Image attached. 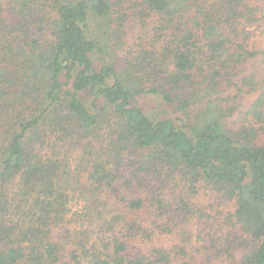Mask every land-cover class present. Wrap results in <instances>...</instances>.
I'll use <instances>...</instances> for the list:
<instances>
[{
  "label": "trees",
  "instance_id": "1",
  "mask_svg": "<svg viewBox=\"0 0 264 264\" xmlns=\"http://www.w3.org/2000/svg\"><path fill=\"white\" fill-rule=\"evenodd\" d=\"M195 1L0 0V264H264V46L197 14L125 45Z\"/></svg>",
  "mask_w": 264,
  "mask_h": 264
},
{
  "label": "rangeland",
  "instance_id": "2",
  "mask_svg": "<svg viewBox=\"0 0 264 264\" xmlns=\"http://www.w3.org/2000/svg\"><path fill=\"white\" fill-rule=\"evenodd\" d=\"M202 1L204 3V7H205L204 8V14H202V12L196 11V6L198 3V0H197L194 2V5L192 6L191 10L185 12V15L183 17H180L179 15L176 16L177 18L175 17V19H174L175 26L170 25L169 28H167V29H164L162 26H160L162 30L154 29L153 26L155 24H154V21H152V20L148 21L144 25V27H141L140 25H136V27L134 28L132 25L129 24V27H128L129 30H127V32H125V35H124L125 45L127 47L129 45V46L133 47L134 49L139 48L140 50H142V48H151L152 44L150 42L153 41L154 39L159 40V43L156 42L157 46L163 47L165 45L171 44L172 40L178 39L176 33H179V31L177 30L176 33L174 31L177 29L178 24L180 25V23H185L186 21H191V19H194L195 15L197 14L198 17L201 19L202 23H207L208 20L211 23L217 22V21H220L221 23H225L226 21H229L230 17H232L233 20L230 19V22L237 21L239 25H241L242 27H244L246 29V31H249V32L244 33L241 30H239L238 32H235L233 30L234 32H231V27H230L228 29V32L230 33V36L232 37L233 40L243 41L246 37L249 36L248 37V42H249L248 45L250 48H252L251 46L253 45V43H256L257 46H264V0H241V1H239L240 4L242 5V7H241L242 11L240 12V15H238V14L233 15L229 11L228 8H223L220 10L215 9V8H217L214 6L215 0H202ZM160 23L162 24V21ZM232 29H233V27H232ZM203 30H204V27H203ZM172 32H173V34H172ZM139 37H141V38L138 39V42H137L136 40ZM83 96L88 97L86 94H83ZM144 99H146V98L144 97ZM146 100H148V99H146ZM11 101H12L11 97H2V99L0 100V140H1L2 134L5 133L4 130L6 128H8L10 123H11L10 121H11L12 115H13L12 114V111H13L12 108H9L10 107L9 104L11 103ZM150 104L153 108L155 107L159 110L166 111L167 114L173 115V113L170 109H168L164 105L160 106L159 102L156 103L154 99L150 100ZM146 106H149V103H147ZM50 134H51L50 136L52 137V140H58L56 133L50 131ZM51 142L52 141H50V143ZM51 144H53V143H51ZM52 150H51V153H52ZM122 191H124L126 194L128 193L125 189H122ZM4 192L10 198H12L11 195L13 193H15V190H14V188H9V189L6 188ZM90 192H92V191L90 190ZM107 195H109V194H107ZM110 196H112L114 199H121V198L116 197L114 195H110ZM96 204H97V202H96ZM97 206L101 207V205H97ZM120 212L124 213V214H127V212H128L131 214V211L125 207ZM182 226H188V225L185 224ZM63 229H66V225H63L58 229L57 237H55V240L63 242L66 238H68V233H66L64 236ZM207 231H210L212 233H216L215 228L209 229ZM193 235H194L193 241H195L194 243H197V245H200V247H203V245H204L203 241L204 240L203 239L199 240V237H197V234H195V230H193ZM201 235L202 236L205 235L206 239H208V236L206 235V233L203 232V233H201ZM69 240L70 239H68V243L65 245L68 248L71 247V243L69 242ZM164 242H165V245H167V246L169 245V243L171 245L170 240H164ZM178 243H180V242H178ZM63 253H65L64 255L66 257L69 256V253H67L65 251H63ZM195 255L199 256L198 253H196ZM203 262H205V261H203ZM204 264H207V263L205 262ZM210 264H213V262H210Z\"/></svg>",
  "mask_w": 264,
  "mask_h": 264
}]
</instances>
